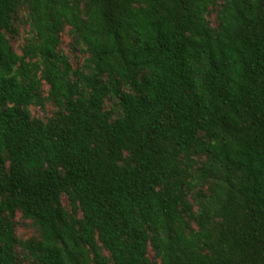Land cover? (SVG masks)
<instances>
[{"label": "trees", "instance_id": "16d2710c", "mask_svg": "<svg viewBox=\"0 0 264 264\" xmlns=\"http://www.w3.org/2000/svg\"><path fill=\"white\" fill-rule=\"evenodd\" d=\"M0 264H264V0H0Z\"/></svg>", "mask_w": 264, "mask_h": 264}, {"label": "rangeland", "instance_id": "374dc122", "mask_svg": "<svg viewBox=\"0 0 264 264\" xmlns=\"http://www.w3.org/2000/svg\"><path fill=\"white\" fill-rule=\"evenodd\" d=\"M213 19H214V17H213ZM211 24H212V26H216L217 21H212ZM26 36H27V32L23 33L22 36L20 38H18V40L15 43V47H16L18 53H20L21 47L25 43ZM71 44H73V39L70 35V28L66 27V29L62 35L61 48L63 51H65L70 56V59L74 65V67L76 68L79 63L83 62L85 55L80 54L79 52H76L75 50H72ZM31 114L33 117H36V118H39V119L46 121L52 116L53 108L50 106H47L46 108L43 109L41 107L32 106L31 107ZM64 202L66 204L65 199H64ZM16 220L18 222V224H17L18 238L23 239V240H29V239H33V238L38 239L40 237V232L31 223V221H28V220L25 221L19 215H18Z\"/></svg>", "mask_w": 264, "mask_h": 264}]
</instances>
